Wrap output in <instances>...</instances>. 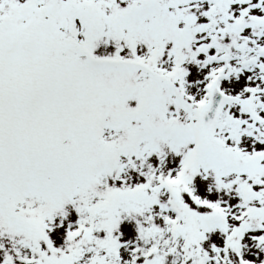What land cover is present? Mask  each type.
<instances>
[{"label": "snow or ice", "instance_id": "1", "mask_svg": "<svg viewBox=\"0 0 264 264\" xmlns=\"http://www.w3.org/2000/svg\"><path fill=\"white\" fill-rule=\"evenodd\" d=\"M0 264H264V0H0Z\"/></svg>", "mask_w": 264, "mask_h": 264}]
</instances>
